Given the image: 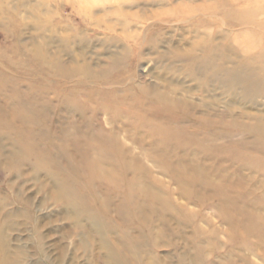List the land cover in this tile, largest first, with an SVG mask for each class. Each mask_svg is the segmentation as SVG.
I'll return each instance as SVG.
<instances>
[{
	"label": "rangeland",
	"instance_id": "374dc122",
	"mask_svg": "<svg viewBox=\"0 0 264 264\" xmlns=\"http://www.w3.org/2000/svg\"><path fill=\"white\" fill-rule=\"evenodd\" d=\"M261 10L0 0V264H264Z\"/></svg>",
	"mask_w": 264,
	"mask_h": 264
},
{
	"label": "bare ground",
	"instance_id": "6f19581e",
	"mask_svg": "<svg viewBox=\"0 0 264 264\" xmlns=\"http://www.w3.org/2000/svg\"><path fill=\"white\" fill-rule=\"evenodd\" d=\"M225 11H227V10H225ZM215 12V11H214ZM220 12V11H219ZM260 12L261 13H263L264 12V10L262 11H255V12H253V13H256V14H260ZM218 13V12H217ZM221 13V12H220ZM252 13V14H253ZM252 14H248L245 18H242L241 20H239V21H237L236 23H235V25L236 26H243V25H249V24H253V25H256V26H259V27H261V28H264V25H263V23L259 20V19H256V16L257 15H252ZM204 16V15H203ZM217 18H219L218 16H217ZM236 21V20H235ZM207 23V22H206ZM208 23H213V20L212 19H208ZM247 23H249V24H247ZM230 24H234V23H230ZM259 49H261L262 51H264V41H262V42H260V46H259ZM262 52L260 51V54H261Z\"/></svg>",
	"mask_w": 264,
	"mask_h": 264
}]
</instances>
